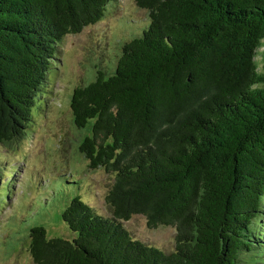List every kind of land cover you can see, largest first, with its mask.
Segmentation results:
<instances>
[{
	"label": "trees",
	"instance_id": "1",
	"mask_svg": "<svg viewBox=\"0 0 264 264\" xmlns=\"http://www.w3.org/2000/svg\"><path fill=\"white\" fill-rule=\"evenodd\" d=\"M117 1L0 0V213L19 171L1 149L32 135L66 37ZM132 1L148 22L71 96L77 129L92 122L80 152L113 176L112 217L69 194L53 212L76 238H49L39 218L18 228L33 262L264 264V0ZM136 215L173 227L175 250L135 239Z\"/></svg>",
	"mask_w": 264,
	"mask_h": 264
},
{
	"label": "rangeland",
	"instance_id": "2",
	"mask_svg": "<svg viewBox=\"0 0 264 264\" xmlns=\"http://www.w3.org/2000/svg\"><path fill=\"white\" fill-rule=\"evenodd\" d=\"M147 15L132 0H118L108 7L103 20L84 28L81 33L67 36L60 45L53 83L47 85L51 95L34 109L36 125L32 135L17 149H1L3 162L12 168L18 167L19 171L14 169L17 185L11 186L14 192L10 191L12 196H8L12 200L0 213V264H35L28 252L26 235L19 229L38 223V218L49 238H76L61 219L63 207L59 206L61 210L53 212L54 206L66 201L69 194H80L97 212L112 217L105 195L113 176L101 169H90L89 161L80 152L79 146L90 135L92 122L85 129H77L71 96L76 87L84 85L95 75L98 66L106 67L109 61L116 59L120 47L134 34L133 28L148 22ZM61 177L77 184L69 185ZM33 181L42 184L37 189L40 196L36 197L34 191L27 190V183ZM35 198L42 201L39 203L41 208L35 207L31 213L27 207ZM19 200H27L26 207L17 206ZM124 225L139 241L168 253L175 250L176 230L173 227L150 229L146 218L141 215L133 216Z\"/></svg>",
	"mask_w": 264,
	"mask_h": 264
}]
</instances>
